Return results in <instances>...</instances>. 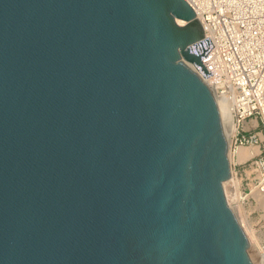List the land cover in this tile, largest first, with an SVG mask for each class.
<instances>
[{"label":"water","instance_id":"water-1","mask_svg":"<svg viewBox=\"0 0 264 264\" xmlns=\"http://www.w3.org/2000/svg\"><path fill=\"white\" fill-rule=\"evenodd\" d=\"M202 38L185 0H0V264H253Z\"/></svg>","mask_w":264,"mask_h":264},{"label":"built area","instance_id":"built-area-1","mask_svg":"<svg viewBox=\"0 0 264 264\" xmlns=\"http://www.w3.org/2000/svg\"><path fill=\"white\" fill-rule=\"evenodd\" d=\"M185 1L201 24V40L212 45L200 64L190 65L232 116V147L258 146L241 165L248 170L247 185L264 194V0ZM259 124L262 131L245 136Z\"/></svg>","mask_w":264,"mask_h":264},{"label":"rangeland","instance_id":"rangeland-1","mask_svg":"<svg viewBox=\"0 0 264 264\" xmlns=\"http://www.w3.org/2000/svg\"><path fill=\"white\" fill-rule=\"evenodd\" d=\"M260 131H262V127L259 124L256 130H251L245 133V136L246 137L253 136L255 133H259ZM241 134L242 133L239 130L238 138L241 136ZM236 147H238V142L234 144V147H232V144H230V147H228V150L230 152L233 151L231 157L232 158L231 167H232V172L234 174L233 184L235 186V191L233 193L235 196V201L238 200V204L241 203V208L244 215V221L246 222V224H248L247 225L248 227L250 225V228L252 229L253 234L256 237V241H255L256 247H254L253 245V247H251V250L249 252L250 259L253 262V264H264V210L261 208L259 202L256 201L257 199L255 198V196H253L252 194L253 189L255 188L247 185L248 170L245 169L244 166L241 165L242 162H239L237 160V157H235L236 154L234 153V151L236 150L235 149ZM248 147H256V146L251 145ZM237 180L240 181L239 182L240 184L236 187ZM225 186L229 192L231 189H233L232 185L227 186L226 184Z\"/></svg>","mask_w":264,"mask_h":264},{"label":"bare ground","instance_id":"bare-ground-1","mask_svg":"<svg viewBox=\"0 0 264 264\" xmlns=\"http://www.w3.org/2000/svg\"><path fill=\"white\" fill-rule=\"evenodd\" d=\"M178 23L184 24L183 22H180V21ZM217 104H218L219 113L221 116V123L223 121L222 130H223V134H224L226 146H227V158H228L229 164L231 166V159H232L231 157H232L233 151L230 152L228 150V147H230V144H232V142H233V138L236 134V130H237L236 128L237 127H234L236 125L233 122L232 116L226 111V108H224V106L222 104H220L219 102H217ZM256 147L239 146V147L235 148L236 149L234 151V153L236 154L235 157H237V160L239 162H243L246 159H248V158H250V157H252L258 153V146H256ZM233 181H234V174L232 172V167H231L229 180L223 184V189L225 192V197H226L227 203L231 206V208L234 210V212L236 211L235 215L237 216V219L243 228V231L245 233L247 243H248V248H249L248 254H249L251 247H253V245H254V247H256V245H255L256 237L254 236L253 231L250 228V225L248 227L247 226L248 224H246V222L244 221V215H243V211L241 208V203L238 204V200L235 201V196L233 193L235 191V186L233 184ZM239 182H240L239 180L236 181V187L240 184ZM226 184H227V186L229 184L232 185L233 189H231L230 192L226 189V186H225ZM252 194H253V196H255V198L257 199V200L255 199V200L259 202V204L261 205V208L264 210V195H262V193H260L259 191H256V189H253Z\"/></svg>","mask_w":264,"mask_h":264}]
</instances>
